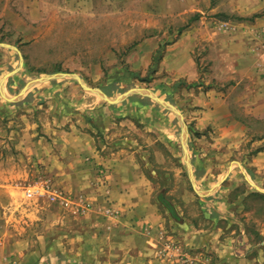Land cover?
Masks as SVG:
<instances>
[{
    "label": "crops",
    "instance_id": "obj_1",
    "mask_svg": "<svg viewBox=\"0 0 264 264\" xmlns=\"http://www.w3.org/2000/svg\"><path fill=\"white\" fill-rule=\"evenodd\" d=\"M195 1L153 0L161 24L147 25L127 60L142 75L156 64L148 78L133 79L185 124L191 106L202 129L211 128V148L187 141L188 167L180 120L147 97L112 105L71 73L24 91L48 75L35 68L34 51L46 4L0 0V44L11 47L0 46V264H264V0H223L211 12L224 19L171 32L164 21L198 11ZM76 76L110 99L134 89L115 97L125 82L101 65ZM174 122L179 144L167 136ZM178 146L174 165L183 164L190 189L174 191L186 208L161 173L166 150ZM218 146L245 155L216 172ZM40 173L90 208L80 214L61 198L28 199L19 184Z\"/></svg>",
    "mask_w": 264,
    "mask_h": 264
},
{
    "label": "rangeland",
    "instance_id": "obj_2",
    "mask_svg": "<svg viewBox=\"0 0 264 264\" xmlns=\"http://www.w3.org/2000/svg\"><path fill=\"white\" fill-rule=\"evenodd\" d=\"M42 1L46 4V17H42V36L38 39L34 50L36 57L35 68L40 70V72H46L48 75L52 73H71L79 75L81 74V68L101 65L104 73L110 75L111 71L113 74L117 75L116 77L120 81L123 80L125 82L122 85H120V83L118 85L116 84L112 89L113 93H117L115 97L127 91L132 84V86H134L133 88L152 91L147 86L139 85V82L133 78L138 75L142 78H148L150 72L155 69L156 64L147 70V74L142 75L140 71L131 69V64L127 62V60L129 59V51L134 44L141 40L142 36L146 37V34L151 32L148 30L147 25L161 24V20H159L158 16L153 14L158 8L155 6L153 0ZM222 2L223 0H196L194 4H197L199 8L198 11L184 14L182 19H179L177 22H172V19L165 20V25L171 32L178 33L192 24H199L201 18L222 20L227 15L219 11L211 12V7L213 5L219 6ZM218 9L220 10L221 7L219 6ZM262 44L264 45V43ZM112 54L117 57V60L113 58ZM48 75L47 77L53 76ZM71 81L74 80L72 79ZM133 82L137 85H134ZM94 83L96 84V82ZM91 87L96 86L91 85ZM155 95L158 97L156 93ZM136 96L139 95H134V97ZM157 106L159 109H163L159 105ZM194 110H196V108L190 106L186 112V124L188 126L187 141L189 142L190 148L197 151L206 149L207 147L211 148L213 144V132L211 128L208 130L202 129L201 124H198V116L195 115L196 113ZM172 127L174 128L171 133H167V136H169L170 139L172 135V139L174 138L176 143L179 144L178 124L174 122L172 123ZM151 140H153V138H151ZM218 147V149H215L214 154L215 157L221 159L222 163L214 168L216 172L220 170L223 171L228 166L229 160H234L236 157L239 158L238 153L245 155L242 151L231 155L228 153V149H221L220 146ZM260 148H263V146H260L259 149ZM175 151L174 153L172 150H170V152L166 150V155H164L165 165L161 167L162 171L161 169L160 171L164 174L163 177L167 179L166 185L169 187L168 191L173 193V202L176 205L179 204L183 206V208H186V206L190 204L188 203V199L180 200L181 196L179 190L180 188L181 190L183 189L182 186L189 189L190 187L188 186L187 173L183 164L181 163V167L174 165L175 163L177 164V159L180 158L182 161V156L178 153L179 146ZM174 154L177 156V159L174 158ZM180 169L182 177H175L174 175H177ZM261 175L264 174L261 173ZM163 177L161 179H163ZM47 178L46 175L40 173L36 178L33 177L30 178V180H23L19 186L22 187L21 190L24 191V189L30 186L47 180ZM51 183L54 184L53 181ZM175 188H179L178 192L174 191ZM54 189L59 191L55 187ZM160 190L161 188L156 186V192ZM67 198L77 203L78 200L81 199V196ZM168 199L172 200L170 197ZM192 204L194 208L199 210L200 206L198 201L196 202L195 200ZM73 206L77 208L75 205ZM79 213L81 214V211Z\"/></svg>",
    "mask_w": 264,
    "mask_h": 264
},
{
    "label": "water",
    "instance_id": "obj_3",
    "mask_svg": "<svg viewBox=\"0 0 264 264\" xmlns=\"http://www.w3.org/2000/svg\"><path fill=\"white\" fill-rule=\"evenodd\" d=\"M0 46L1 47H6V48H11L8 45L0 44ZM21 63L23 65L22 57H21ZM13 74H15V73H13ZM65 76H67V75H65V74H57V75H55L54 74L53 76H50V77L39 78L37 80H34V81L30 82V84L26 86L24 91H26L32 85L43 83V82H47V81L56 80V79H59V78L65 77ZM73 78L80 82V84L82 85V87H83V89L85 91H88V92L96 94L97 96L101 97V99L105 100L109 104H112V105L118 104V103H121L122 101H124L126 98H128L130 96L140 95L142 97H147V98L151 99L152 101H154L155 103H157L161 107H163V108L167 109L168 111H170L171 113H173L176 117H178V119L181 122V127H182L181 143H182V148H183L185 161H186L187 166L189 167V157H188V152H187V131H188L187 130V125L185 124L181 113L175 107H173L172 105H170L166 101H163L162 99L158 98L152 91H150L148 89H140V88L131 89V90L125 92L124 94L120 95L117 99H110L101 90H99V89H90V88L86 87L81 82V79L78 76L75 75V76H73ZM9 100H12V99H9ZM189 174L191 175L190 172H189ZM191 181L193 182L192 176H191Z\"/></svg>",
    "mask_w": 264,
    "mask_h": 264
},
{
    "label": "built area",
    "instance_id": "obj_4",
    "mask_svg": "<svg viewBox=\"0 0 264 264\" xmlns=\"http://www.w3.org/2000/svg\"><path fill=\"white\" fill-rule=\"evenodd\" d=\"M104 175H105L104 171L100 170L99 176L103 178ZM25 196L28 199H35L42 196H47L51 201H56L57 199L61 198L63 205L65 206H68L69 204L75 205L77 207L78 212L81 211V213H84V211L90 208V205L86 201H82L81 199L78 200L77 203L74 202L71 203L70 199L68 198L65 199L62 193L54 189L53 184L51 183L50 180H44L38 184L26 188ZM117 214H118L117 212L113 213V215L115 216Z\"/></svg>",
    "mask_w": 264,
    "mask_h": 264
}]
</instances>
